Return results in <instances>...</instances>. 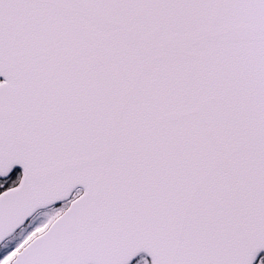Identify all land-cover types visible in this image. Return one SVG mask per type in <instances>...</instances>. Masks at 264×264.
<instances>
[{"label":"snow or ice","instance_id":"obj_1","mask_svg":"<svg viewBox=\"0 0 264 264\" xmlns=\"http://www.w3.org/2000/svg\"><path fill=\"white\" fill-rule=\"evenodd\" d=\"M0 264H264V0H0Z\"/></svg>","mask_w":264,"mask_h":264}]
</instances>
